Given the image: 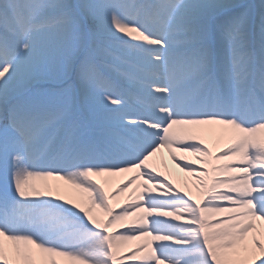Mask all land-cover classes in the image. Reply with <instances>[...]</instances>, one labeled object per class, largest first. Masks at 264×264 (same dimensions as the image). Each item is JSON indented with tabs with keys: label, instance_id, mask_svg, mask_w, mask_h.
Returning a JSON list of instances; mask_svg holds the SVG:
<instances>
[{
	"label": "snow or ice",
	"instance_id": "snow-or-ice-1",
	"mask_svg": "<svg viewBox=\"0 0 264 264\" xmlns=\"http://www.w3.org/2000/svg\"><path fill=\"white\" fill-rule=\"evenodd\" d=\"M58 258L264 264V0H0V264Z\"/></svg>",
	"mask_w": 264,
	"mask_h": 264
},
{
	"label": "bare ground",
	"instance_id": "bare-ground-1",
	"mask_svg": "<svg viewBox=\"0 0 264 264\" xmlns=\"http://www.w3.org/2000/svg\"><path fill=\"white\" fill-rule=\"evenodd\" d=\"M241 3H245L241 1ZM105 71H107L105 69ZM178 156H181L183 154L177 152ZM191 159V157H189ZM153 162L156 164L159 171L164 172L165 174L169 175V178L172 180L174 184H177L179 186L180 183L183 182L185 174L180 171L178 167L173 163V161L169 158L167 150H162L161 153L157 154L156 157L153 158ZM165 164L167 167H165ZM128 174H123L121 177H116L112 179L111 184L109 185V188H114L116 183L123 179L124 176ZM139 183V181L137 182ZM135 188V185L133 186ZM132 189H129L128 192H125L123 194H120L118 196V203H115L114 200H111L110 203L112 204L113 208L118 210L121 204L125 203L129 197V194L131 193ZM8 243V242H6ZM135 243V242H132ZM61 263L63 262L64 258H58Z\"/></svg>",
	"mask_w": 264,
	"mask_h": 264
},
{
	"label": "rangeland",
	"instance_id": "rangeland-1",
	"mask_svg": "<svg viewBox=\"0 0 264 264\" xmlns=\"http://www.w3.org/2000/svg\"><path fill=\"white\" fill-rule=\"evenodd\" d=\"M241 1L245 2L244 4H249V5H259L261 0H237V2L241 3ZM73 2H76V0H73ZM39 85L37 86H34L32 87L28 93L26 94V90L24 89L23 92L26 94L24 95L25 97L28 96V94H32L35 92V88L38 87ZM31 96V95H30ZM78 100H79V95H78V90H77V103H76V107L74 108L73 112L70 113V118L72 119H76L77 116H76V111L78 110ZM80 106L82 107V109H87L86 106L84 104L81 103L80 101ZM206 140L209 142V145L212 146L215 150V148L217 146L219 147H222L223 146V141H220L219 144L216 143V140L217 138L216 137H206ZM36 183L38 184H44V183H48V184H52V185H61L62 186V190H61V195L65 197V199H74L76 196H77V190L72 188V186L70 185H66L64 184L63 181H58V180H55V179H48L46 181H36ZM114 200L115 203H118V199L117 197L115 199H112ZM131 244H134L132 242H130L129 245H126L125 246V250H127V247L131 246ZM61 264H73V262L67 258H64L63 262ZM127 264V262H126Z\"/></svg>",
	"mask_w": 264,
	"mask_h": 264
}]
</instances>
